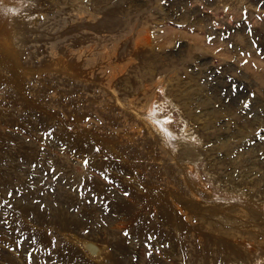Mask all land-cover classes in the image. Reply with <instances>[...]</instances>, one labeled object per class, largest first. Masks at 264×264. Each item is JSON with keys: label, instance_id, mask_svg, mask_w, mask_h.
Wrapping results in <instances>:
<instances>
[{"label": "rangeland", "instance_id": "obj_1", "mask_svg": "<svg viewBox=\"0 0 264 264\" xmlns=\"http://www.w3.org/2000/svg\"><path fill=\"white\" fill-rule=\"evenodd\" d=\"M0 8V264H264V0Z\"/></svg>", "mask_w": 264, "mask_h": 264}, {"label": "bare ground", "instance_id": "obj_2", "mask_svg": "<svg viewBox=\"0 0 264 264\" xmlns=\"http://www.w3.org/2000/svg\"><path fill=\"white\" fill-rule=\"evenodd\" d=\"M2 6V5H1ZM5 7V6H4ZM15 9V8H14ZM6 10L5 9H1L0 8V13L1 12H5ZM10 13H11V10H8ZM148 90V88H146V91ZM148 92V91H147ZM156 121V120H155ZM167 122V121H166ZM163 128V130L164 131H166L167 133H168V131H167V129H168V126L166 125V126H163L162 127ZM195 178H198V177H195ZM198 181H199V178H198ZM78 241H80V240H78ZM80 244H81V246L88 252V253H90V254H92V256L93 255H95L96 253H99V248L97 247V246H95L94 244H91V243H84V241L82 242V241H80ZM96 256V255H95Z\"/></svg>", "mask_w": 264, "mask_h": 264}]
</instances>
